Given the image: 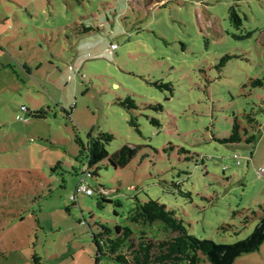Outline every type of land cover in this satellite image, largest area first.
Here are the masks:
<instances>
[{
    "label": "rangeland",
    "instance_id": "374dc122",
    "mask_svg": "<svg viewBox=\"0 0 264 264\" xmlns=\"http://www.w3.org/2000/svg\"><path fill=\"white\" fill-rule=\"evenodd\" d=\"M248 114L256 142L222 143ZM99 132L110 152L143 146L83 176L75 134ZM261 167L264 0H0V264H114L93 235L137 231L127 215L148 197L190 234L235 242L264 214ZM233 264H264V241Z\"/></svg>",
    "mask_w": 264,
    "mask_h": 264
},
{
    "label": "trees",
    "instance_id": "16d2710c",
    "mask_svg": "<svg viewBox=\"0 0 264 264\" xmlns=\"http://www.w3.org/2000/svg\"><path fill=\"white\" fill-rule=\"evenodd\" d=\"M229 11L231 23L239 28L242 25V18L234 7H231ZM90 30L92 28L88 27L84 29V32ZM228 58V55L222 57L221 63ZM261 84L262 80L259 78L252 81V85ZM155 85L168 86L167 83L158 82ZM120 104L127 109L138 108L136 102L130 97L120 101ZM150 107L155 110L161 109L159 103L150 105ZM64 112L66 118L71 120V111L64 110ZM33 114L35 117H40L43 110ZM152 121L157 123L155 118ZM247 121L249 125L242 128L235 118L230 134L221 138L220 141L233 143L244 140L248 144H254L257 135L251 129H255L258 125L254 117L249 114ZM87 136L88 139L85 142L75 134V141L79 146V155L82 159L80 162L83 176L96 177L98 164L103 161L114 168H123L130 163L143 146L125 143L110 152L108 145L114 139L112 133L99 132L95 137L88 133ZM87 187L91 189V193L94 191L92 187L88 185ZM73 196L76 197V195ZM100 196L103 201L107 200L105 193H100ZM127 219L138 226L137 231L134 232L129 226L119 224L113 228L99 224V232L93 235L98 257L107 256L114 264H199L204 260L209 264H233L235 258L258 250L264 241V214L259 217L248 236L232 243H216L210 238H198L190 234L184 221L174 209L150 197L145 201L137 200L129 211ZM224 228L227 227L221 226V229Z\"/></svg>",
    "mask_w": 264,
    "mask_h": 264
},
{
    "label": "built area",
    "instance_id": "2783aa9c",
    "mask_svg": "<svg viewBox=\"0 0 264 264\" xmlns=\"http://www.w3.org/2000/svg\"><path fill=\"white\" fill-rule=\"evenodd\" d=\"M110 47H111V48H114L115 45L112 44ZM263 172H264V168L261 167V168L259 169L258 173H259V174H263ZM78 192L91 193V189H89V188L87 187L86 184H84V183H80V184L78 185L77 189H76V193H78ZM74 198H75V196H71V199H74Z\"/></svg>",
    "mask_w": 264,
    "mask_h": 264
}]
</instances>
